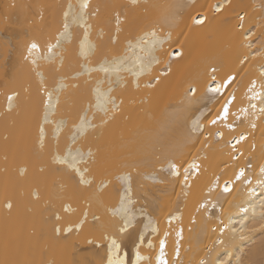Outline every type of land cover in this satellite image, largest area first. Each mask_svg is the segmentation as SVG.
Segmentation results:
<instances>
[{
	"label": "bare ground",
	"instance_id": "bare-ground-1",
	"mask_svg": "<svg viewBox=\"0 0 264 264\" xmlns=\"http://www.w3.org/2000/svg\"><path fill=\"white\" fill-rule=\"evenodd\" d=\"M70 2L75 4L78 0H18L15 4L0 0V261L7 259L17 264H106L104 247L88 243L89 239L99 242L98 231L86 227L79 235L71 234L67 239H58L52 231L55 222L53 213L62 203L55 199L53 194L59 190L64 176L56 172V166L50 163L51 130L48 133V148L44 154L38 152L36 137L42 118L38 93L40 77L36 75L33 65L24 58L28 45L33 41L38 43L42 53L44 52L45 45L62 29L63 12ZM127 2L128 0H91L93 6L101 5L100 16L93 21V41H96V34L101 26H105V30L111 34L106 22L110 19L112 10L105 6ZM222 2L223 0H140L142 7L128 14V21L120 35V44L113 48L108 43V36L104 38L106 49L118 51L122 49L126 38L138 35L161 20L169 11L164 6L176 3L186 5L171 29L170 45H166V51L183 52L182 56L172 62L171 73L162 77L161 85L150 93L143 88L144 81L151 78L149 76L141 78L140 91H136L130 84L126 90L115 93L124 98L122 112L102 130L99 141H90L94 145L98 144L101 149V164L95 169L98 180L105 174L114 176L121 162L152 160L157 153L168 155L179 152L187 157L200 154L197 152L199 149L207 155L208 159L204 163L209 172L198 178V186L186 202L180 188H173L171 179L164 174H161L160 178L164 179L165 183L154 184L151 180L137 179L133 173L134 194L139 198L137 211L139 212L140 208L146 209L148 216L154 221V225H150L145 233V244L141 246V254L151 257L153 264L159 239L162 238L170 214L180 215V221H173L186 224L195 214L199 189L207 183L211 173L218 171V166L228 159L227 149L222 151L214 141L210 148H202V144L206 143L204 135L194 139L190 134L192 122L197 119L205 125V133L214 134L216 127H210L207 122L224 102L223 97L217 100L201 98L204 92L203 70L208 63L222 66L223 71L218 79L229 71H239L241 66L238 64V57L242 41L234 25L236 14L241 10L247 11L246 24L256 31L257 36L264 30V11L260 7L264 0H232L231 7L225 8L222 13L214 14L211 5ZM144 7L147 12L143 10ZM204 12L208 15L205 25H193L191 18ZM81 33L82 30L74 29V36H81ZM65 47L67 69L69 64H76L77 43L74 40L73 44ZM157 55L162 62L153 67L152 75L165 70L168 61L164 52ZM256 63L258 61L251 62L252 66L247 69V73H241L243 78L238 80L236 95L239 103L245 101L243 95L249 77L255 75ZM39 65V71L51 84L54 66L43 60L39 61ZM84 79L87 77L79 81L81 89L70 90L77 101L75 106L62 105L65 114L70 113L72 118H75L81 106L80 101L85 96ZM192 82H200L201 87L197 96L191 98L194 102L189 103L185 92L188 84ZM231 87L229 86V89ZM14 91L19 93L18 107L12 113H6V95ZM225 91L227 93L228 90ZM7 135L10 138L5 141ZM228 137L229 133L225 131V138ZM196 139L199 142H196ZM252 140L257 145L253 156L259 163L260 145L264 144V123L257 126ZM248 144L249 141L243 145ZM34 158L38 159L37 166L29 164ZM41 166L45 168L44 172H40ZM21 169H26L24 176L20 175ZM141 171L151 173L152 167L142 166ZM227 171L231 175V169ZM113 184L115 188L120 187L119 182L115 180ZM34 190L39 191V200L32 197ZM227 195L233 199L231 207L224 205V216L227 218L231 214L233 222L236 223L243 214L237 211L235 205L246 201L247 193L242 188L237 190L234 187L233 192ZM6 199H11L14 204L11 215L4 208ZM117 199L118 193L110 188L109 202ZM259 200L260 197L257 196L251 201L256 208L257 220L261 211ZM147 224V218L138 215L137 227L132 230L137 236L125 242L124 251L127 253L129 264H134L135 242H138V233L144 232ZM153 226L158 229L157 233L152 232ZM236 226H239L238 223ZM255 227L256 231L246 233L250 237L248 240L238 242L235 246L231 260H228L224 246H216L217 251L210 257L214 264L218 260H228V264H235V256H240L244 264H264V231L258 223ZM203 229V220L197 215L195 226L191 231L184 232L181 254L183 264H199L200 259L205 258L206 249L214 234H205ZM6 240L9 246L7 256ZM148 241L155 245V249L147 248ZM241 244L243 253L240 252Z\"/></svg>",
	"mask_w": 264,
	"mask_h": 264
},
{
	"label": "snow or ice",
	"instance_id": "snow-or-ice-1",
	"mask_svg": "<svg viewBox=\"0 0 264 264\" xmlns=\"http://www.w3.org/2000/svg\"><path fill=\"white\" fill-rule=\"evenodd\" d=\"M231 6L232 0H223L222 3L211 5V10L214 14H219ZM105 7L112 10L111 17L106 22L111 34L105 30V26H101L96 34V41L91 39L95 27L93 21L99 18L101 5L93 6L91 0H78L75 4L70 2L63 12L62 29L58 30L53 39L45 45L44 52L42 53L40 45L33 41L28 46L25 56V59L30 60L33 65L36 75L40 77L38 93L42 118L38 124L37 149L40 154L45 153L48 148V133L51 130L50 163L56 166V172L64 176L59 190L53 194L55 199L62 203L53 213L55 222L52 231L58 239H67L69 235H79L89 227L98 231L100 235L99 242L89 239L88 243L96 244V247H104L106 264H129L127 253L124 251L125 242L137 236L132 230L137 227L138 215L144 216L148 224L145 225L144 232L138 233L134 264H153L151 257L141 254V246L145 244V233L150 225H154V221L148 216L146 209L140 208L139 212L137 211L139 198L134 194L133 173L137 179L151 180L154 184L165 183V180L160 178L161 174H164L171 179L173 188H180V193L186 202L197 188L198 178L209 172L208 166L204 163L208 159L207 155L199 149L197 152L200 154L187 157L179 152L168 155L157 153L152 160L121 162L114 176L105 174L98 180L95 169L101 164V149L98 144L94 145L90 141H99L102 130L122 112L124 98L115 93L126 90L130 84L136 91H140L141 78L144 76L151 77L143 83V88L150 93L161 85L162 77H167L171 73L172 62L182 56L183 52L166 51V45H170L171 29L186 5L176 3L164 6L169 11L161 20L138 35L126 38L122 49L115 52L105 48V36H108V43L113 48L119 45L120 35L128 21L129 12L141 8L142 5L140 0H128L124 4H111ZM260 7L264 11V4ZM143 10L147 12L146 7ZM247 16V11L241 10L235 17L234 29L242 41L238 57V64L241 66L239 71H229L218 79L223 71L222 66L208 63L203 70L204 92L201 98L207 97L212 100L224 98L221 107L207 122L217 126L214 134L209 132L205 135V125L198 119L192 122L190 129L194 139L204 135L206 143L202 144V148H210L214 141L222 151L228 150V159L218 166V171L211 173L207 183L199 189L195 212L203 220L205 234H214L206 249L205 258L200 259L199 264H214L210 257L217 251L216 246H224L228 260H231L235 246L238 242L250 238L246 233L256 231L257 223L264 231V144L260 145V162L257 163L253 156L257 145L254 140L249 141L251 132L242 130L244 122H247L249 128L255 129L257 126L255 121L264 118V30L257 36L256 31L247 26ZM191 20L193 25H205V21L208 20L207 12L198 14ZM74 29L82 30L81 36H74ZM253 37L256 39L254 40ZM74 40L77 43L76 64H69L66 69L65 45L73 44ZM159 52H164L168 61L165 70L152 75L153 67L162 62L157 55ZM41 60L54 66L51 84L39 71ZM254 61H258L255 64V75L249 77L244 93L247 105L242 104L237 111L230 113V107L237 99L238 80L243 78L241 73L246 74L247 69L252 66L251 62ZM84 77H87L83 81L85 96L80 101L81 106L75 118H72L70 113L65 114L62 105L75 106L77 101L70 90L81 89L82 85L79 81ZM230 85H232L231 89H229ZM200 87V82L188 84L185 98L189 103L194 102L191 98L197 96ZM225 90H228L227 93ZM18 99V92L14 91L6 95V113L16 110ZM230 115L233 117L231 120ZM238 121L242 122L238 123ZM225 129L228 130V138H225ZM62 140L63 147H61ZM244 141H249V144L243 145ZM196 142L199 140L196 139ZM237 145L242 147L238 148ZM241 158L244 159L242 165L236 163ZM142 166H151V173L142 172ZM228 169H231V175L228 174ZM39 170L44 172L45 168L41 166ZM25 172L26 169H21L20 175L24 176ZM113 180L119 182V188H115ZM234 187L237 190L242 188L247 193V200L235 205L237 211L243 214L236 222L238 227L233 222L231 214L227 218L224 216V205L228 204L231 207L233 199L227 194L232 193ZM110 188L118 193V199L114 202L108 200ZM31 195L35 200L40 199L38 190H34ZM257 196L260 197L259 220L256 219L255 205L251 204ZM74 203L76 206H73ZM4 208L11 215L14 208L11 199L5 200ZM212 209H217L219 215L213 213ZM173 220L180 221L181 216L172 213L168 223L171 224ZM192 223H197V216L192 217ZM151 230L153 233L158 232L154 226ZM183 231L184 229L178 224L175 232V259L171 264H183L180 259ZM169 234L166 231L163 238L159 239L155 264H170L165 251ZM239 247L240 252L243 253V245ZM147 248L155 249V245L148 241ZM8 252L9 246L6 240V256ZM228 260H218L215 264H228ZM0 264H17V262L6 259L0 261ZM235 264H244V261L240 256H235Z\"/></svg>",
	"mask_w": 264,
	"mask_h": 264
},
{
	"label": "built area",
	"instance_id": "built-area-1",
	"mask_svg": "<svg viewBox=\"0 0 264 264\" xmlns=\"http://www.w3.org/2000/svg\"><path fill=\"white\" fill-rule=\"evenodd\" d=\"M11 4H15L18 0H8ZM29 46V45H28ZM28 48V47H27ZM45 47L43 48V51H44ZM42 52V50H41ZM25 56H27V49L25 51ZM24 56V58H25ZM26 60V59H25ZM28 62H30V60H27ZM31 63V62H30ZM235 83V82H234ZM232 86V85H230ZM246 91V90H245ZM244 96V95H243ZM244 98V97H243ZM244 102L242 103H239L238 102V99H236L234 102H233V105L230 107V113L233 112V111H237L239 106H241L242 104L243 105H247V100L244 98ZM258 103V102H257ZM258 107H259V103H258ZM229 119H233V117L230 115ZM239 122H242V121H238ZM256 125L258 126L260 123H264V118L260 119V120H256ZM210 127H217V126H213L211 124H209ZM257 126L255 129H251L248 127L247 125V122H244V128L242 130H245V131H249L251 132V135L249 136V141H252V136L255 132V130L257 129ZM225 131L228 132L227 129H225ZM208 133H205V135H207ZM247 141H244V143H246ZM237 147H242V145H237ZM236 163H240L241 165L244 163V159L241 158L240 161L236 162ZM213 213H215L216 215H219V211L217 209H212L211 210ZM198 214L195 212V214L193 216H197ZM192 216V217H193ZM192 217L191 219L185 224V223H181V222H176V221H172L171 224L168 223V220H166V227H165V231L162 233V238L164 236V233L167 231L169 232L170 234L168 235L167 237V241H166V253L168 254L167 255V258L169 259L170 261V264H171V261L175 259V241H176V235H175V232L177 230V225L179 224L180 227H182L184 229L183 231V239L180 241V244H181V254H182V245H183V242H184V232L185 231H189V229H192L195 224L192 223ZM181 259V257H180Z\"/></svg>",
	"mask_w": 264,
	"mask_h": 264
},
{
	"label": "rangeland",
	"instance_id": "rangeland-1",
	"mask_svg": "<svg viewBox=\"0 0 264 264\" xmlns=\"http://www.w3.org/2000/svg\"><path fill=\"white\" fill-rule=\"evenodd\" d=\"M7 1H8V0H7ZM9 4H11V3L9 2ZM0 60H2V57L0 58ZM7 136H8V135H7ZM7 136H6V137H7ZM9 138H10V136H8L7 139L4 138V140H5V141H6V140L8 141ZM37 160H38V159H35V158H34L33 160L29 161V164H30L31 166H37V164H38V163H37V162H38ZM3 161H4V159H3ZM32 161H33V162H32Z\"/></svg>",
	"mask_w": 264,
	"mask_h": 264
}]
</instances>
